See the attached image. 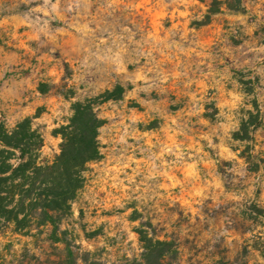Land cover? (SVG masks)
<instances>
[{
	"label": "rangeland",
	"instance_id": "374dc122",
	"mask_svg": "<svg viewBox=\"0 0 264 264\" xmlns=\"http://www.w3.org/2000/svg\"><path fill=\"white\" fill-rule=\"evenodd\" d=\"M217 1L0 0L5 127L49 164L74 102L102 120L58 229L1 223L0 264L139 261L141 236L163 264H264V0Z\"/></svg>",
	"mask_w": 264,
	"mask_h": 264
},
{
	"label": "trees",
	"instance_id": "16d2710c",
	"mask_svg": "<svg viewBox=\"0 0 264 264\" xmlns=\"http://www.w3.org/2000/svg\"><path fill=\"white\" fill-rule=\"evenodd\" d=\"M217 4L219 1L212 0L208 12H217ZM224 5L237 11L241 0H226ZM117 96L115 91H106L99 98L105 102ZM93 102L72 104L68 122L55 131L61 138L59 153L49 164L38 162L42 139L31 128L30 119L24 118L11 129L0 121V224L10 223L20 229L32 224L50 225L54 231L58 229L84 184L87 164L100 158L97 136L102 120ZM247 124L241 126L246 137ZM139 241L143 250L140 260L119 264H163L171 253L169 242L142 236Z\"/></svg>",
	"mask_w": 264,
	"mask_h": 264
}]
</instances>
